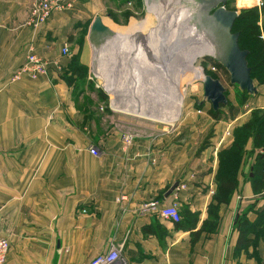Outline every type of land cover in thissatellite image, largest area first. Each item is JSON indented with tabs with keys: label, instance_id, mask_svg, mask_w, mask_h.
<instances>
[{
	"label": "crops",
	"instance_id": "obj_1",
	"mask_svg": "<svg viewBox=\"0 0 264 264\" xmlns=\"http://www.w3.org/2000/svg\"><path fill=\"white\" fill-rule=\"evenodd\" d=\"M31 1L0 0V237L10 243L6 264H86L112 242L122 245L131 264H264L263 240L236 249L233 224L236 212L264 203L263 190L254 192L239 174L229 201L219 204L216 223L208 212L218 152L233 139L223 113L186 111L183 124L169 128L101 109L105 96L87 88L89 76L76 79L66 69L76 52L86 71L94 65L92 42L78 46L76 38L102 17L104 0H71L38 28L26 23ZM30 52L47 64L35 76L28 70ZM151 200L176 201L185 225L160 216Z\"/></svg>",
	"mask_w": 264,
	"mask_h": 264
},
{
	"label": "rangeland",
	"instance_id": "obj_2",
	"mask_svg": "<svg viewBox=\"0 0 264 264\" xmlns=\"http://www.w3.org/2000/svg\"><path fill=\"white\" fill-rule=\"evenodd\" d=\"M104 2L102 18L108 22L114 32L127 33L132 38L127 40L123 48H119V46L112 48L104 45L105 48L100 49L101 52L99 53L95 49V44L92 43L94 47V65L89 71H86L89 76L87 88L93 90L98 96L99 90L105 94L102 103H99L102 105L101 109H115L123 117L132 115L137 117L136 115H140L142 118L138 119L144 120L148 125L169 128L175 127L177 124L182 125L186 111L200 114V110L202 113L204 111L209 113V110L214 109L211 102L204 95V81L199 79L201 74L197 68L201 67L206 76L218 79L225 88L224 94L227 102L220 103L219 107L214 109L223 113L221 117L225 118L226 121L225 133L232 134L236 126L245 124L249 119L259 120L260 117L264 116V63L261 66L259 65L260 67L250 68V75H252L255 85V90L252 92L246 91V89L240 88L237 83L230 81V73L220 59L216 57V51L195 53L194 62L192 61L190 65L191 72L185 71V69H182V60H178L176 54L180 49L179 41L194 46L195 38L198 40V37L193 35V28L195 29L197 26V20L193 19L194 17L180 10L176 13L173 8L168 16V24L160 30L159 26L156 25L158 22H162L163 16L156 9L157 4L150 2L155 6V13H153L148 9L146 0H104ZM224 6L236 10V18L240 15L234 28L232 27V31H237L240 34L241 31L245 30L243 33L246 35L248 25L255 19V17H250L249 12L245 11L247 8L257 10L258 16L255 21L257 25L263 28L262 0H226ZM212 9L213 7L209 11L210 14ZM154 14H157L159 18ZM144 23L145 26L142 27V31H150L145 41L140 42L138 41L139 37H137L138 32L134 34V30L137 27L141 28L140 24ZM177 28H180V30H177ZM89 29L90 26L88 27L87 23L82 31L83 34L76 38V45L80 46L84 40L87 42L90 40L88 37ZM175 29L177 33L173 35ZM179 36H182L183 40H178ZM213 38L211 34L209 36L204 35L199 38V41L205 43L209 40L213 45ZM252 38L253 34L251 35ZM243 42L245 47H241L242 49L248 51L252 49L253 40ZM215 44L217 45V41ZM215 44L214 47L217 50ZM246 59H249L248 55H246ZM119 60L122 62L121 66ZM81 84L84 85V83ZM180 86H182L184 95L180 98L181 105L178 115L173 121L159 120V118L144 115L124 107L129 104L128 100L132 99L135 105L141 104L147 111H166L170 109L172 112V103L168 102L166 92L170 95L173 88ZM160 88L161 90L158 92ZM158 96H163V105L159 104L160 98ZM256 111L259 112L256 113Z\"/></svg>",
	"mask_w": 264,
	"mask_h": 264
},
{
	"label": "trees",
	"instance_id": "obj_3",
	"mask_svg": "<svg viewBox=\"0 0 264 264\" xmlns=\"http://www.w3.org/2000/svg\"><path fill=\"white\" fill-rule=\"evenodd\" d=\"M262 5L264 13V0H262ZM245 11L249 12L250 17H255V19L248 25L246 35L243 33L245 30L240 32L238 43L240 47H245L243 41L253 40L252 49H249L247 54L249 58L247 63L250 68H256V66H261L264 63V25L263 28L257 25L255 21L258 16L256 9L247 8ZM238 17L233 22V28ZM252 34L253 38L251 39ZM86 69L84 65L79 63V52L73 53L66 70L70 71V74H75L76 79H84L87 74ZM66 78L68 82L72 81L71 78ZM98 92L99 95H105L101 90ZM209 113L217 116V113H221V111L211 109ZM232 135L231 145L218 152L217 189L213 195V201L208 206L210 218L215 223L219 219V204L229 201L231 193L237 188L239 174L242 175L244 181L250 182L254 192L264 191V116L260 117L259 120L249 119L245 124L236 126ZM255 205V203L247 205L240 212H236L233 217L234 227L238 231L236 249L246 247L249 241L256 243L261 239L264 242V203L259 206ZM249 212L255 213L254 218L249 217ZM176 225H185L181 214L180 218L176 220ZM250 234H253V237Z\"/></svg>",
	"mask_w": 264,
	"mask_h": 264
},
{
	"label": "bare ground",
	"instance_id": "obj_4",
	"mask_svg": "<svg viewBox=\"0 0 264 264\" xmlns=\"http://www.w3.org/2000/svg\"><path fill=\"white\" fill-rule=\"evenodd\" d=\"M221 1L222 0H146L148 9L151 10V12L155 13V11H154L155 6L151 4V3H154V4H157L156 9L159 10L161 12V15L163 16L162 22L160 21L156 25V26H159L160 30L163 29L164 25L168 24V20H169L168 16L170 14V11L173 10V8H174V10H176V13H177V11L180 10L181 12H183L187 15H191L192 17H194L193 19L197 20V26L195 27V29L193 28V35H196L198 37V40H197V38H195V36H193L195 38L194 46L189 45V43H187V42L184 43V42H180V41L178 44L180 46L179 47L180 49H178L179 51H177L176 55L178 57V60H182V65H183L182 69L183 70L185 69V71L191 72L190 65H191L192 61L194 62L193 57H194L195 53H198V52L200 53L203 51L204 52L205 51L206 52L207 51H209V52H215L216 51L215 55L219 54L221 56L223 54L224 49H225V43L223 40L222 30L217 26V24L213 20V17L209 13L210 8L215 4L218 5ZM154 15L157 18H159V16H157V14H154ZM143 26H145V23L140 24L141 28L137 27L135 29V27L133 26V28L135 29L134 34H137L136 32H138L137 37H139L138 41H140V42L145 41V38L147 37V35L150 31L149 30L148 32H143L142 31ZM205 28H207L206 31H205ZM177 30H180V28L179 29L177 28ZM205 32H206V34H205ZM174 33L175 34L177 33L176 29L173 30V35H174ZM210 34L214 37L213 38L214 44L217 41L218 47L215 44L217 50H215L214 44L212 45V43L209 42V40L205 43H201L199 41V38H201L202 36H204V35L209 36ZM131 38H132V36L127 34V33L115 32L113 37L110 38L106 43H102L100 41H91V42L93 44H95V49L99 53V52H101L102 48H105L104 45H106V47L111 46L112 48H114V47L117 48V46H119V48L120 47L123 48L125 43L127 42V40H129ZM181 39H182V36H179L178 40H181ZM98 55H97V57H98ZM216 57H218V55ZM128 58H129V56H128ZM120 60L118 62L121 66L122 62ZM112 63H113V61H112ZM197 70L201 74V78H199V79H202L203 81H205L207 83L210 82V79L202 72L201 67L197 68ZM160 90H161V88L158 89V92ZM166 94H167V98L169 100L168 102L170 104L172 103L171 104L172 105V107H171L172 112L170 111V109H167V108H166L167 109L166 111H154V110L147 111L145 108H143V106L141 104L135 105V103L132 102V99L128 100L129 104L125 105L124 107L132 109V110H134L138 113L144 114V115L159 118V120H164V121L170 122V121H173L174 119H176V117L178 115V110H179V107L181 105L180 98L184 95V92H183L182 86H180L178 88H173L172 93L170 95L167 92H166ZM159 98H160L159 104L163 105V99H162L163 96H161Z\"/></svg>",
	"mask_w": 264,
	"mask_h": 264
},
{
	"label": "water",
	"instance_id": "obj_5",
	"mask_svg": "<svg viewBox=\"0 0 264 264\" xmlns=\"http://www.w3.org/2000/svg\"><path fill=\"white\" fill-rule=\"evenodd\" d=\"M222 0L221 4L213 5L211 11V16L214 22L222 30L223 40L225 43V49L223 54L218 58L225 65L230 73V81L237 83L240 88L246 89L249 92L255 90V85L253 79L250 75V66L247 63L246 55L248 53L247 49H242L238 43L239 32L232 31L233 22L237 16L236 10L228 9L224 6ZM211 7V8H212ZM210 8V9H211ZM115 34L107 24H105L100 15H96L91 24L88 33L90 41H100L106 43ZM210 79V82L204 81V95L211 102L214 109H217L220 103H226L227 99L224 94V86L218 79ZM178 182L175 181L171 184L166 192L169 194Z\"/></svg>",
	"mask_w": 264,
	"mask_h": 264
},
{
	"label": "built area",
	"instance_id": "obj_6",
	"mask_svg": "<svg viewBox=\"0 0 264 264\" xmlns=\"http://www.w3.org/2000/svg\"><path fill=\"white\" fill-rule=\"evenodd\" d=\"M71 0H32L29 6L26 23L33 27H41L49 18L54 10L63 9ZM63 54L68 53L67 45L61 47ZM27 60L30 63L28 70L32 75L43 72L46 69V61L38 57L36 54L30 52L27 55ZM126 141L131 140V135H124ZM90 152L97 153L94 147H89ZM177 187V186H176ZM122 198V196L120 197ZM148 205L151 208H156L159 215L164 218L178 220L180 218L179 208L176 201L169 204H160L157 200L149 201ZM10 243L7 238L0 237V264H6V255ZM86 264H131L125 256L120 243L112 242L104 251L94 254Z\"/></svg>",
	"mask_w": 264,
	"mask_h": 264
}]
</instances>
